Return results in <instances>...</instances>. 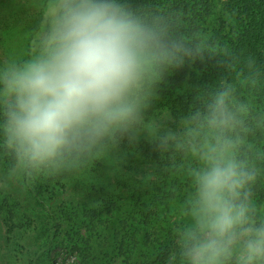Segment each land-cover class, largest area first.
Returning <instances> with one entry per match:
<instances>
[{"label":"clouds","instance_id":"obj_1","mask_svg":"<svg viewBox=\"0 0 264 264\" xmlns=\"http://www.w3.org/2000/svg\"><path fill=\"white\" fill-rule=\"evenodd\" d=\"M49 3L39 54L0 68V132L25 177L79 171L136 141L156 83L196 51L163 22H146L130 0ZM192 120V152L203 167L193 173L182 264H264V224L249 215L256 176L227 134L239 122L229 92Z\"/></svg>","mask_w":264,"mask_h":264},{"label":"trees","instance_id":"obj_2","mask_svg":"<svg viewBox=\"0 0 264 264\" xmlns=\"http://www.w3.org/2000/svg\"><path fill=\"white\" fill-rule=\"evenodd\" d=\"M130 2L146 22H163L170 34L196 50L156 83L139 127L170 112V135L122 141L111 153L116 162L110 167L106 158L71 173L24 175L25 188L46 211L43 221L42 213L34 220L36 237L47 236L44 248L27 264H46L48 244L63 230L80 264L123 259L124 264H166L173 254L171 264H182V234L194 224L188 204L195 193L193 173L203 167L192 152V118L206 113L222 91L229 92V107L239 121L227 134L238 142L237 158L256 176L248 186L250 217L264 219V0ZM41 35L42 30L33 35L25 60L39 54ZM3 119L0 104V122ZM18 166L0 132V174ZM70 191L75 195L61 211L47 205V192L60 196ZM19 205L18 198L7 195L0 214L8 234L23 231L24 237L31 220L15 224Z\"/></svg>","mask_w":264,"mask_h":264},{"label":"rangeland","instance_id":"obj_3","mask_svg":"<svg viewBox=\"0 0 264 264\" xmlns=\"http://www.w3.org/2000/svg\"><path fill=\"white\" fill-rule=\"evenodd\" d=\"M49 7H51L49 0H0V68L11 61L23 63L29 55L33 35H36L39 30H42V33L46 30L43 13H46ZM171 120V113L168 112L154 118L152 122L148 121L147 126H143L138 131V139L152 140L155 136L170 135ZM115 162V157L110 154L107 157L108 167ZM47 193V205H51L57 211H61L63 204L71 201L72 196L75 195V193L71 195V191L60 196ZM7 195L18 198L21 202L14 218L15 224L31 221L25 224L26 235L24 237L23 231L8 234V228L2 225L0 214V264H27L32 260L33 254L40 247L44 248V243H47V236L39 240L34 228L37 215L42 213L43 221L46 211L42 202L33 199L25 188L24 170L20 165L7 174H0V203ZM252 220L256 226L264 224L262 218H252ZM16 230L19 231L20 228ZM60 234L56 240L48 244V247L46 246L43 261L46 264H80L67 246L65 230L60 231ZM123 260H117L116 264H124Z\"/></svg>","mask_w":264,"mask_h":264}]
</instances>
